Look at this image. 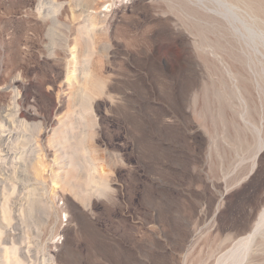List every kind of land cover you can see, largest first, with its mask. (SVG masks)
<instances>
[{"label": "rangeland", "instance_id": "374dc122", "mask_svg": "<svg viewBox=\"0 0 264 264\" xmlns=\"http://www.w3.org/2000/svg\"><path fill=\"white\" fill-rule=\"evenodd\" d=\"M94 1L0 0V132L66 165L0 160V264H264V40L250 71L178 0Z\"/></svg>", "mask_w": 264, "mask_h": 264}, {"label": "bare ground", "instance_id": "6f19581e", "mask_svg": "<svg viewBox=\"0 0 264 264\" xmlns=\"http://www.w3.org/2000/svg\"><path fill=\"white\" fill-rule=\"evenodd\" d=\"M110 2V0H95L94 6H93V13L97 14L102 9H100L106 2ZM181 2L182 6L189 10L190 12H195L198 14L196 17V21L201 23H209L212 25H216L217 27L221 29H225L228 32H230L232 38L237 41V48L235 50L229 51V56L232 57H243L245 58V66L248 70L251 71L253 59L252 54L256 50L257 47L254 46V41L256 38L263 39L264 40V30L261 27H264V24H261L263 26H254L253 19H254V6L252 0H178ZM113 2V1H112ZM175 2V1H174ZM92 14V13H91ZM92 17V16H91ZM215 27V26H214ZM221 33V32H220ZM223 35V34H222ZM230 36V35H229ZM215 50V49H214ZM214 50H211L213 52H216ZM204 52V51H203ZM223 55V54H222ZM217 56V55H216ZM220 56V55H219ZM218 56V57H219ZM225 57V56H224ZM219 60V59H218ZM240 60V59H239ZM224 61V60H223ZM226 62V61H225ZM232 63V62H231ZM230 63V64H231ZM242 66V65H241ZM235 68V67H234ZM242 68V67H241ZM255 68V67H254ZM237 69V68H236ZM253 69V68H252ZM228 73H231L232 70L226 68ZM239 70V69H238ZM236 71V70H235ZM244 71V70H243ZM242 71V72H243ZM256 71V70H255ZM237 72V71H236ZM239 72V71H238ZM247 71V75H248ZM254 72V70H253ZM233 74V73H232ZM250 74V73H249ZM253 74V73H252ZM239 75V74H238ZM251 75V74H250ZM249 75V76H250ZM255 75V74H254ZM236 76V73H235ZM257 76V75H256ZM87 74L85 72L82 73L81 79H86ZM239 77V76H238ZM245 77V76H244ZM78 78V77H77ZM243 78V77H242ZM246 78V77H245ZM244 78V79H245ZM258 78V77H257ZM253 79V77H252ZM256 79V78H255ZM249 80V79H248ZM256 81H261L256 80ZM256 84V83H255ZM254 87V86H253ZM252 88V86H251ZM247 91V90H245ZM238 92V91H237ZM241 92V91H240ZM88 104V103H87ZM18 112V111H17ZM34 113V112H32ZM17 114V113H16ZM29 114V113H28ZM30 115V114H29ZM6 118V116H5ZM14 118V117H13ZM8 119V118H7ZM15 119V118H14ZM17 119V118H16ZM15 122V121H14ZM22 122V121H21ZM13 122L6 121L3 119L2 124L7 126L6 129H2L0 132V146H1V152H3V156H1L0 160L4 161L7 156L9 157H15L16 154H18L19 160H21V165L27 166L29 163L34 164L36 171H44L47 173V175L50 177V180L54 175L59 173L61 171V167L66 166L62 161L64 160L61 156L63 153L62 150L55 144H52L48 139L45 140L47 136H43V134L36 135L37 138H31L29 136H26L24 130H17L16 127L12 126ZM23 126L27 127L28 125L26 123H21ZM18 125V123L16 124ZM79 125V124H78ZM9 126V127H8ZM19 126V125H18ZM33 126V125H32ZM40 126V125H39ZM76 126V125H75ZM10 127L12 129H10ZM30 127V126H29ZM38 127V126H37ZM51 127V126H50ZM54 127V126H53ZM14 128V131H13ZM32 128V127H31ZM55 128V127H54ZM18 129V128H17ZM20 129V128H19ZM47 129V128H46ZM49 129V128H48ZM52 129V128H51ZM28 130V129H27ZM78 130V129H77ZM30 133V130H28ZM49 132V131H48ZM47 132V133H48ZM28 134V133H27ZM52 136V135H51ZM84 137V136H83ZM53 140V139H52ZM17 150H19L17 152ZM64 154V153H63ZM64 156V155H63ZM66 156V155H65ZM46 163H45V162ZM19 162V161H18ZM65 162V161H64ZM69 164V163H68ZM5 165V164H4ZM15 165V164H12ZM20 166V165H19ZM17 166V168L19 167ZM1 167V166H0ZM11 167V165H10ZM21 167V168H22ZM54 167V168H52ZM66 168V167H65ZM11 169V168H10ZM21 170V169H20ZM26 170V168H25ZM6 171V170H2ZM12 171V170H11ZM14 171L17 172L15 169ZM14 171H12L14 173ZM24 171V170H23ZM19 172V170H18ZM11 173L13 176H9V174L6 177V181L3 180V187L5 189H9L12 187L13 189L16 187L18 188L22 184L26 183L24 179L28 177L26 174L23 177L21 174L16 175V173ZM20 173V172H19ZM24 173V172H23ZM26 173V172H25ZM5 174V176L7 175ZM37 174V173H36ZM45 174V173H44ZM43 176V175H42ZM41 176V177H42ZM46 176V175H45ZM36 177V176H35ZM5 178V177H4ZM29 178V177H28ZM46 178V177H45ZM18 179V180H16ZM27 180V179H26ZM55 180V179H54ZM8 181H11V184L8 183ZM35 182H38V179H36ZM41 183V182H40ZM52 183V182H51ZM44 185V183L42 182ZM60 184V183H59ZM25 186V185H24ZM11 188V191H12ZM59 188V187H58ZM61 189V188H60ZM16 190V189H15ZM54 190V189H53ZM62 190H60L61 192ZM33 192V191H32ZM53 192V191H52ZM12 193V192H11ZM19 193V192H18ZM29 193V192H28ZM25 194V193H24ZM32 194V193H31ZM57 191L53 192L52 195L47 199L48 207L53 211V214L57 213V208L54 206V199L57 196ZM60 194V193H59ZM8 196V195H7ZM25 196H27L25 194ZM30 196V195H29ZM60 196V195H59ZM31 197V196H30ZM61 197V196H60ZM64 197V196H63ZM26 198V197H25ZM24 198V199H25ZM28 198V197H27ZM61 199V198H60ZM2 201V200H1ZM14 201V200H13ZM24 201V200H23ZM57 201V200H56ZM14 203V202H13ZM28 203V202H26ZM30 205V204H29ZM16 206V205H15ZM22 206V205H21ZM24 206V204H23ZM12 207V206H11ZM25 207V206H24ZM3 208V215L5 219H7V223H11V219H14L11 217L8 207L5 205L2 206ZM17 208V207H16ZM48 208V209H49ZM20 209V208H18ZM17 209V211H18ZM26 210V208H25ZM50 211V210H49ZM13 212V211H12ZM51 212V211H50ZM264 212V211H263ZM19 215V213H18ZM19 217V216H18ZM14 223V222H13ZM15 225V224H14ZM8 226V225H7ZM6 227V226H5ZM1 228V227H0ZM3 228V227H2ZM7 228V227H6ZM15 228V227H14ZM17 229V228H16ZM22 229V228H20ZM1 232V230H0ZM5 232V231H4ZM16 238V237H15ZM246 239V238H244ZM6 241V240H5ZM5 244V243H4ZM3 244V245H4ZM231 253V252H230ZM4 256V255H3ZM22 257V256H21ZM24 258V257H22ZM237 258V257H236ZM239 258V257H238ZM241 258V257H240ZM12 259V258H11ZM17 260V259H16ZM238 260V259H237ZM5 261V260H4ZM6 261H8L6 259ZM41 261V260H40ZM240 261V260H239ZM242 261V260H241ZM8 263V262H5ZM14 263V261H13ZM236 263V262H235ZM241 264V263H240Z\"/></svg>", "mask_w": 264, "mask_h": 264}]
</instances>
